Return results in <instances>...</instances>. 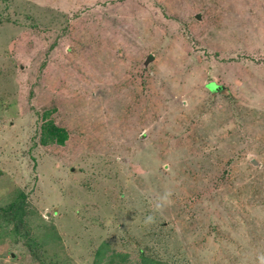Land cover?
Instances as JSON below:
<instances>
[{
  "label": "rangeland",
  "instance_id": "374dc122",
  "mask_svg": "<svg viewBox=\"0 0 264 264\" xmlns=\"http://www.w3.org/2000/svg\"><path fill=\"white\" fill-rule=\"evenodd\" d=\"M135 1L187 75L93 41ZM170 1L0 0V264H264V0Z\"/></svg>",
  "mask_w": 264,
  "mask_h": 264
},
{
  "label": "crops",
  "instance_id": "0c3cea01",
  "mask_svg": "<svg viewBox=\"0 0 264 264\" xmlns=\"http://www.w3.org/2000/svg\"><path fill=\"white\" fill-rule=\"evenodd\" d=\"M170 2L173 3V8L171 10L173 12V14H175L177 12L180 15L181 11L179 10V2H177V0H171ZM177 7H178V10H176ZM148 8L151 9V4L147 5V7L146 6L144 7V6H142L141 3H138L135 1V2L128 4V7L125 6V9L122 10V15L124 16L123 20L131 21L132 19H134V16H135L141 22V24H140L141 33L140 34H137L135 32V29H133V28H131L130 32H129L128 26H127L126 30H123V32L120 33L121 29L123 28V26L126 23H120L119 20L112 21V19H111L112 16L120 15L119 12H116V13L113 12L109 16L103 15V16H101L102 19L97 17L98 20H101L104 23H106V22L111 23L108 29H111V31H115L118 34H116V38H111L110 35L108 34V32L105 31L106 29L104 30V28L103 29L99 28L100 30H98L97 31L98 33H95V34L100 36L101 39L93 40V41L94 42H100L101 41V42H103V44L107 40L112 41L115 45L111 48V50L114 51V49L120 48V51L123 52L124 60H126V59L128 60L127 63H134V64L138 63L137 66L133 67V68H136L137 70H139V69L142 70V68L145 67L143 65H148V66H150V68H152L151 66H153V64L156 61H158L155 65L156 69H158V70L160 69V71H161V70H163V68L169 66L170 70L167 73H169L170 75H173V76L174 75L175 76L185 75L187 73V71L190 70V68L189 69L185 68L186 64L191 65V62H193L194 60H192V58H188L189 59L188 61L185 60L186 64L185 63L179 64L180 60H174L173 58L175 56L174 52H176L177 45L182 40L185 41V37H186L187 30H188V25H189V22H188L189 20L188 19H181L180 25L178 26V20L176 18H173V16H171L172 18H167V19H165L164 17H161V18H159V19H161V21H160V22H162L161 24L166 26V28L164 26V28L162 29V28H160L159 22L156 25V24H154V22L148 23L144 20L143 14H144V11L148 10ZM159 15L161 16V14H159ZM173 20L176 22H173ZM116 24H118L117 27L115 26ZM171 24H174L175 26H177L178 31L181 33L180 34H177V33L171 34L170 33L169 35H167V33H165V32L168 28H170L169 26H171ZM181 26H182V28H181ZM148 29L150 31L154 32L156 35L154 37L156 41H152L153 46H152L151 51L148 50V48H151V44L148 41L150 39H147V36H148L147 34L145 35L146 40L144 41V30L148 31ZM182 32H184V34ZM81 35L82 34L80 33L78 38H80ZM186 44L187 43H185V45ZM185 45H180L181 49ZM187 48L188 47L185 46L186 52H187ZM132 52H136L137 57L134 60L130 61L129 56L132 54ZM221 53H222V51H221ZM147 58L150 60L147 61ZM200 58L201 57L199 56L197 61H199ZM220 58L221 57H217V59L219 61H220ZM122 59H123V57H122ZM217 59L214 60V64H215L214 70L220 68V67H218V65L221 63ZM155 66H153V67H155ZM143 69H145V68H143ZM213 71L210 70V72H213ZM183 73H185V74H183ZM153 74H155V73L153 72ZM163 75L164 74H162L160 77H162ZM214 77H216L215 74H214ZM213 79H215V78H213ZM216 80H217V78H216ZM214 88L219 89V91L222 90V88L220 89L218 87V84L215 85L212 82L206 83L204 85V89H203L204 94L216 97L218 90H214Z\"/></svg>",
  "mask_w": 264,
  "mask_h": 264
},
{
  "label": "trees",
  "instance_id": "16d2710c",
  "mask_svg": "<svg viewBox=\"0 0 264 264\" xmlns=\"http://www.w3.org/2000/svg\"><path fill=\"white\" fill-rule=\"evenodd\" d=\"M52 138L56 139V142L58 144H61L65 136L62 130L55 129L54 127L49 126V129L46 130V134L42 135V140L51 141Z\"/></svg>",
  "mask_w": 264,
  "mask_h": 264
},
{
  "label": "water",
  "instance_id": "95a60500",
  "mask_svg": "<svg viewBox=\"0 0 264 264\" xmlns=\"http://www.w3.org/2000/svg\"><path fill=\"white\" fill-rule=\"evenodd\" d=\"M148 60H150V59L147 58V61H148Z\"/></svg>",
  "mask_w": 264,
  "mask_h": 264
}]
</instances>
